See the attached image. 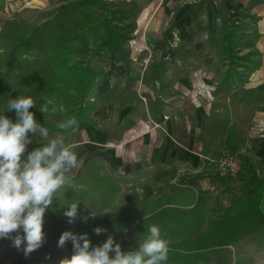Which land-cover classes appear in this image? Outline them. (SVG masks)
<instances>
[{
  "label": "trees",
  "instance_id": "16d2710c",
  "mask_svg": "<svg viewBox=\"0 0 264 264\" xmlns=\"http://www.w3.org/2000/svg\"><path fill=\"white\" fill-rule=\"evenodd\" d=\"M6 1L0 0V13ZM122 11L109 0H64L25 39L11 43L0 32V185L14 170L19 181L41 192L23 220L28 231L25 252L11 264H56L59 253L71 250L74 255L60 264H231V245L264 233V184L249 157L244 160L246 179L229 183L214 174L224 190L235 193L227 201L194 181L123 208L121 183L99 156L89 157L73 180L11 166L4 155L9 144L56 138L55 146L65 147L87 125L98 126L93 116L98 103L91 98L105 70L95 66L109 48L122 50L137 26L118 22ZM240 28L225 30L229 52ZM226 73L240 82L230 99L248 107L246 119L236 118L237 124L247 125L263 89L245 86L244 72ZM230 105L212 102L204 130L221 132L226 120L233 119ZM132 122L125 118L120 129ZM6 124L16 126L6 129ZM118 234L119 243L107 247L105 242Z\"/></svg>",
  "mask_w": 264,
  "mask_h": 264
},
{
  "label": "rangeland",
  "instance_id": "374dc122",
  "mask_svg": "<svg viewBox=\"0 0 264 264\" xmlns=\"http://www.w3.org/2000/svg\"><path fill=\"white\" fill-rule=\"evenodd\" d=\"M63 1L7 0L0 13V32L4 30L7 41L11 43L25 39L47 19L46 12ZM109 1L126 10L117 14L118 22H135L137 26L133 38L124 44L122 50L109 48L98 60L95 67L104 69L105 74L99 78L91 99L100 104L103 98H109V105L114 110L120 109L119 116L128 110V116L135 117L133 104H142L148 120L145 131L153 132L155 136H150L149 142L143 141L142 137V145L135 147V155L140 151V155L149 156L155 148L154 154L160 156L156 162L146 156L145 161H141L140 170H133L135 157H127L129 163L122 169L120 166L114 169L113 174L122 186L120 208L148 194L169 191L172 186L184 182L194 184V181L200 182L203 188L211 187L216 197L227 201L235 193L224 190V184L214 176L217 173L223 175L220 170L225 156L236 155L241 161L238 170L223 175L229 183L248 177L244 160L249 157L256 164L259 181L264 184V34L257 28L259 17L249 14L250 18L243 20L245 12L241 13L236 7L223 12L224 7L220 8L219 0H181L180 3L189 6L185 12L191 10L192 5L209 4V8H200L199 13L204 18L198 29L195 28L196 23L189 24L184 33L180 23L183 22L182 15L169 17L158 15V11L151 16L147 12V16L140 17L141 8L150 11L153 8L144 6L146 0H135L134 3ZM157 2L156 9L163 10L164 1ZM212 2L219 10H214ZM237 25L241 27L240 35L236 36L234 47L229 52L223 35L225 30L237 28ZM228 69L235 75L236 71L244 72L245 86L263 89L261 102L256 105L253 118L247 125L237 124L236 118L239 121L241 117L246 119L248 107L240 102L235 104L230 99V93L240 82L226 78ZM224 100L227 105L231 104L233 119L226 120L221 132L217 128L204 130L212 102ZM113 119L109 120L110 128L117 126ZM159 130L163 133L159 134ZM50 141L53 144L58 140L51 138ZM63 169L60 167V171H53L51 175L71 179L72 176L63 173ZM10 195L13 200L9 214L2 212L0 207L1 223L12 231L6 240L8 248L0 250V264L13 263L26 249L27 238L19 223L22 213L27 212L28 201L23 203L15 200V194ZM120 238L121 234H118L107 240L105 245L115 247ZM230 249L231 264H264V233H252L231 245ZM73 255V250L59 253L56 264Z\"/></svg>",
  "mask_w": 264,
  "mask_h": 264
},
{
  "label": "crops",
  "instance_id": "0c3cea01",
  "mask_svg": "<svg viewBox=\"0 0 264 264\" xmlns=\"http://www.w3.org/2000/svg\"><path fill=\"white\" fill-rule=\"evenodd\" d=\"M36 1L43 3L45 0ZM119 1L125 3L126 1L129 3L131 1H133V3L135 2V0ZM157 1L146 0L144 6H153V8L151 11L150 9H146L145 7L141 8V12H139L138 16H147V12H149V16H151L158 11L160 12L158 13V15L166 14L169 17L182 15L183 22L180 23L183 24L184 33H186V26H189V24L190 26H192L196 23L195 28L198 29V26L204 18V15L199 13L200 8L204 6L208 7L209 5L208 3L200 7H195V5H192L190 7L191 10L185 12L186 9L189 8V6L180 3L181 0H160L164 1V9L157 10L156 6L159 4ZM219 1L221 3L219 4V6L221 5L220 8L222 6L224 7L223 12H225L229 8L234 7H236L238 11H241V13L245 12V17L243 18V20L246 18H250L248 16L249 14H256L259 17L257 27L258 31L264 34V0ZM15 2L17 3V1ZM201 13L203 12L201 11ZM207 13L210 12L207 11ZM195 68L199 67L196 66ZM109 103V98H103L101 100V103H98L96 110L93 112L94 118L98 121V126L92 124L87 125L84 129L76 133L71 139L70 143L65 147L55 146L56 143L54 142L52 144L50 139H48L49 142H47V140H42L34 141L31 143H22L18 145L9 144L4 148V155L9 158L12 167H14L16 164H20L24 167V169H27L31 173L41 174L50 178L56 176L51 175V172L60 171V167L64 168L63 173L72 176L71 179L68 180L76 179L80 175L82 166L84 165L86 160L93 155L101 157L112 172H115V170L118 169L117 167L120 166L119 168L122 169L125 164L129 163L127 162L129 160H126L127 157H135V166H133V170H140L141 161L144 162L147 155H140V151H137V154L135 155V147H139V145H142V137L143 141L147 140L149 142V137L152 136V138H154L155 136V133H150L149 130V132L145 131V126L148 120L146 118L144 106L142 104L135 105L134 103L133 105L136 107V115L135 117H130L128 116V110H124L121 113V116H119L120 109L117 108L116 110H114V107L110 106ZM113 115L117 116L114 117ZM125 118H128L133 122L123 131L120 129V127L123 124ZM111 119L115 120V124L117 126L110 128L111 124L109 123ZM14 126H16V124H6L5 128L9 129ZM161 133L163 132L159 130V134ZM2 138H6V136ZM123 149H125V152L123 151ZM154 149L155 148H153L149 156H147L149 157L148 159H152V162H156V160L160 159L159 155L154 154ZM87 153L89 155H86ZM111 167L113 170L111 169ZM12 183H14V185L10 186V184ZM10 194H15L17 196L15 200H22L23 203L28 201L27 205L29 207L25 206L28 207L27 212L24 214L22 213L21 222L19 223V225H21V227L24 229V234L27 238L28 231L23 224V220L30 213L34 204L39 200L41 192L38 189L28 185L26 181H19L17 174L14 172V170H11L10 177L0 185V198H2V202L0 201V207L2 208V212H4L5 214H9L10 212V206L13 200ZM11 234L12 231L8 230L6 225L2 224L0 221V250H6V248H8L6 240Z\"/></svg>",
  "mask_w": 264,
  "mask_h": 264
},
{
  "label": "built area",
  "instance_id": "2783aa9c",
  "mask_svg": "<svg viewBox=\"0 0 264 264\" xmlns=\"http://www.w3.org/2000/svg\"><path fill=\"white\" fill-rule=\"evenodd\" d=\"M240 162L238 156H225L222 159V166L220 173L225 175L226 173H234L240 167Z\"/></svg>",
  "mask_w": 264,
  "mask_h": 264
}]
</instances>
